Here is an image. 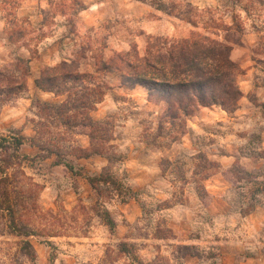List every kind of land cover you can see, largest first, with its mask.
I'll use <instances>...</instances> for the list:
<instances>
[{"label": "rangeland", "instance_id": "374dc122", "mask_svg": "<svg viewBox=\"0 0 264 264\" xmlns=\"http://www.w3.org/2000/svg\"><path fill=\"white\" fill-rule=\"evenodd\" d=\"M194 1L0 0V111L25 97L37 149L0 122V264H264V0ZM194 33L240 40L233 102L183 109L104 67Z\"/></svg>", "mask_w": 264, "mask_h": 264}, {"label": "trees", "instance_id": "16d2710c", "mask_svg": "<svg viewBox=\"0 0 264 264\" xmlns=\"http://www.w3.org/2000/svg\"><path fill=\"white\" fill-rule=\"evenodd\" d=\"M156 39L163 40L162 37ZM239 42L240 40L235 38L224 41L209 35L194 33L192 36L172 41L166 53H156L148 48L145 57L137 55L133 60L127 57L126 59L118 57L119 61L114 60L111 64L106 62L104 63V67L108 69L112 65L115 70H118L117 63L121 62L123 66H126L127 71H130L128 75L132 85L139 83L147 86L149 87L150 94L153 90H159L163 93L164 90H170L169 94L171 96L167 97L166 100L168 104L174 105L178 102L179 106L183 109L186 108L184 105H191L195 102V99L203 104H226L236 100L240 94L236 85L237 71L239 68L231 57L233 45ZM64 64L67 63L65 62ZM50 77L53 78L54 76L47 75V82L51 81ZM82 78V76L75 75L71 79L73 82H77ZM37 84L40 87L42 86L39 80H37ZM79 87L83 88L84 86L81 85ZM175 89L183 90L185 94L172 97ZM65 92L70 94L71 88L66 87ZM81 94V101L76 107L85 109L92 105L89 100L91 94L85 92ZM81 114L85 115V119H91L86 112H82ZM99 122L92 121L91 123H87L81 120L74 127H81L86 132L87 128L93 126V124L100 125ZM65 124L67 125V123ZM89 135L93 140L94 134H92L91 130ZM2 139L6 142L8 141L4 137ZM23 140L24 137L16 139L18 147L23 143ZM87 148L92 149V147L83 146L81 149L84 152L76 157L82 158L101 154L98 150L86 151ZM56 164H62L61 160L56 161ZM64 165L70 170H74V166L71 163L64 162ZM22 175L25 177L24 173ZM95 178L97 177H89L90 184L94 188ZM11 209V206H9L8 210L12 211ZM10 217L11 224L16 228L13 212H11ZM112 222L110 223L112 224ZM114 225L113 222L112 226Z\"/></svg>", "mask_w": 264, "mask_h": 264}, {"label": "crops", "instance_id": "0c3cea01", "mask_svg": "<svg viewBox=\"0 0 264 264\" xmlns=\"http://www.w3.org/2000/svg\"><path fill=\"white\" fill-rule=\"evenodd\" d=\"M195 3L198 4H202V3H214L215 0H196L194 1ZM2 18L3 21H5V17L4 16H0ZM37 77V76H36ZM34 81V80H33ZM264 100V99H263ZM25 101V97H20L15 99L14 101L8 102L6 104V106L4 108H2V110L0 111V122L6 121V125L7 126H11L12 129H16L19 130L21 135L26 139L30 140L32 137L35 136L36 134V130H35V121H34V116L36 115H32V113H29L28 108H24L23 106V102ZM8 105H12V107L8 106ZM240 111V116H243L245 114V112L247 111L246 106H242L241 108L238 109ZM33 116V117H32ZM2 130H6L2 129ZM0 132H3V131ZM33 142H26L24 139V142L21 144V146L25 149V151L27 152V154H30L31 156H34L35 154H37V149L35 144H32ZM27 147V148H26ZM137 154L139 152V150H134ZM132 157V156H131ZM102 156L99 155H92L89 157H82V158H76V161H84L86 163H88V167H90V169H98V167L96 166L98 160H102L101 159ZM135 160V159H133ZM75 162V161H74ZM73 162V163H74ZM84 163H81V165ZM61 164H56L55 166H60ZM54 166V167H55ZM78 169V168H76ZM84 189H78L77 192H75V194L79 195L80 193H82ZM131 205V203L129 204ZM226 242H235L233 239L231 240H226ZM250 244H253V242H250ZM226 258V257H225ZM235 261V255H234V259H232ZM236 263H241L239 261H237ZM235 264V263H233Z\"/></svg>", "mask_w": 264, "mask_h": 264}]
</instances>
